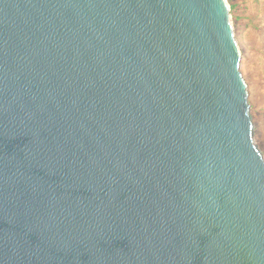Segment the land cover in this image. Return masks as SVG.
I'll return each mask as SVG.
<instances>
[{
	"label": "water",
	"instance_id": "95a60500",
	"mask_svg": "<svg viewBox=\"0 0 264 264\" xmlns=\"http://www.w3.org/2000/svg\"><path fill=\"white\" fill-rule=\"evenodd\" d=\"M224 0H0V264H264V158Z\"/></svg>",
	"mask_w": 264,
	"mask_h": 264
},
{
	"label": "rangeland",
	"instance_id": "374dc122",
	"mask_svg": "<svg viewBox=\"0 0 264 264\" xmlns=\"http://www.w3.org/2000/svg\"><path fill=\"white\" fill-rule=\"evenodd\" d=\"M247 86L252 138L264 158V0H224Z\"/></svg>",
	"mask_w": 264,
	"mask_h": 264
}]
</instances>
